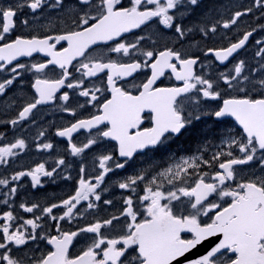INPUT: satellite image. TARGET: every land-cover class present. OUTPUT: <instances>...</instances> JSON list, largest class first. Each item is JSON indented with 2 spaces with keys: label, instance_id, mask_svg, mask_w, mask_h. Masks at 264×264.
<instances>
[{
  "label": "snow or ice",
  "instance_id": "snow-or-ice-1",
  "mask_svg": "<svg viewBox=\"0 0 264 264\" xmlns=\"http://www.w3.org/2000/svg\"><path fill=\"white\" fill-rule=\"evenodd\" d=\"M202 7V0H12L0 4V73L11 66L8 71L12 74L11 78L6 76L0 81V96L25 71L36 74L32 84L36 95L15 118L3 123L15 127L30 120L38 106L57 100L63 102L62 111L75 116V109L68 106L69 93L65 91L57 96L62 88L74 89L75 95L87 98L78 106L92 105L98 114L77 119L57 130L55 135L69 142L72 156L79 157L108 140L116 142L118 156L123 158L121 162L112 154L99 155L96 158L99 171L88 179L83 175L85 168L81 167L78 188L60 203L43 208L35 203L31 206L20 203L25 213L40 210L33 219L18 217L12 210L0 214V264H264V39L255 41L259 46L255 52L256 66L249 67L244 60H239L228 71H220L215 80L196 73L198 57L167 46L161 50H144L140 43L144 36L127 43L120 40L126 33L142 26L151 27L153 23L172 30L177 40L182 41L194 32L208 38L217 34L218 28L239 29L245 17L264 19V0H251L248 5L231 11L227 19L221 16L212 23L213 18L205 13L207 23L187 25V17ZM25 10L34 20L46 11L55 10V19L67 27L55 35L13 37L18 23L29 25L27 18L21 19L18 15ZM258 30L264 31V23L244 29L227 46L208 48L204 54L227 65L246 48ZM149 39L156 43L152 37ZM112 41L116 43L106 49L94 47ZM34 53L49 59L30 65L14 63ZM108 53L129 59L106 60ZM50 65L61 70L59 78H47ZM70 69L79 73L75 81ZM144 69H150V76L144 82L118 85V81ZM167 71L182 81L183 86H157ZM100 73L107 74L106 88L85 86L84 78L97 77ZM129 88L136 89V94ZM105 91L111 96L101 99ZM202 101H221V104L209 109ZM145 113L149 116L145 117ZM205 116L218 121L231 117L242 129V134H228L229 138L224 141L227 151L216 152L211 159L192 156L162 169L154 165L145 168L117 183L119 189L131 193L123 199L124 208L119 215L96 220L74 231L61 227V221L82 219L84 212L99 207L102 193L107 191L106 186H101L109 173L134 162L137 153L164 148L172 137L182 135ZM146 118L152 126L141 128ZM82 129L98 131L77 145L72 142L73 134ZM44 134L39 133L41 137ZM26 147L22 138L0 147V167L7 168ZM38 147L52 150L53 144L46 142ZM56 164L65 165V159L59 158ZM243 165L252 166L246 178L238 175L237 166ZM56 171V167L48 170L40 163L30 171L0 178V186L7 190L0 203L9 209L13 206L10 201L17 187L10 186L12 182L30 176L36 187L41 185V176L53 177ZM138 189L143 194L138 195ZM82 202L87 203L80 211L78 205ZM112 203V199H103L104 205ZM56 208L63 209L62 214H54ZM45 216L56 222L53 235L37 231L42 228L39 221ZM102 229L115 234H105ZM81 234H92L86 235L90 242L79 254L72 255L73 242ZM32 241H45L51 247L37 254L38 244L35 249L25 247ZM202 247L207 250L198 255Z\"/></svg>",
  "mask_w": 264,
  "mask_h": 264
},
{
  "label": "flooded vegetation",
  "instance_id": "flooded-vegetation-1",
  "mask_svg": "<svg viewBox=\"0 0 264 264\" xmlns=\"http://www.w3.org/2000/svg\"><path fill=\"white\" fill-rule=\"evenodd\" d=\"M12 0H0V4H7L11 3ZM201 14V9L198 11L192 13L187 19L185 20V23L189 26L193 25V19L195 17H199ZM21 19L27 18L29 20V25L24 26L22 24L18 23L17 30L13 33V37L16 35L23 36L25 38H30L31 36L37 35V36H45V35H55L58 34V31L60 29L66 28V25L60 24L56 19V11L55 10H49L44 12L43 16L36 18L35 20L32 18L30 14L27 13V10H25L24 13L18 14ZM195 16V17H194ZM160 32H163L164 35L161 36ZM138 36H144L145 39L141 41V46L144 48V50H161L164 47H171L176 45L180 46L182 44L181 41L177 40V34H175L172 30L169 29H163L162 25H156L152 24L151 27L149 26H143L141 29H138L134 31L131 35L126 36L121 40V42H131L135 40ZM149 37H152L156 40V43L153 44ZM12 37H10L11 39ZM193 38V36H189L188 41H190ZM183 41V40H182ZM116 43V41L109 42L108 45H99L94 46L98 49H106L109 46H112ZM59 45L57 48L59 49ZM92 51L91 49L89 50ZM87 55V53H86ZM142 59V57H135ZM83 59V58H81ZM105 59H111V60H117V61H127L128 57H121L119 54L116 53H108L105 56ZM47 58L43 56L41 53H35L32 57H29L28 59H21L19 61H14V63H25L26 65H30L31 63H38V62H45ZM74 64L76 61L73 62ZM11 66H8L10 68ZM8 68H5L4 72L0 73V81H2L6 76L8 78H11V73L8 71ZM60 69L50 65L49 69L46 70L47 78L49 79H57L60 76ZM70 71L73 72L72 79L75 81L77 78H79V73L74 72L72 69ZM34 73L30 71H25L23 75L19 77L17 81L14 82V84L8 89L7 93L4 96H0V136L3 137V141H5V144H10L14 142L17 139H24L26 142V145L30 152H39L41 149L38 147V145H41L42 143H46L49 140V131H52L53 129H57L59 126L70 124L76 119L79 118H89L92 114L95 113L97 110L92 105L85 104V107L80 108L78 105L84 103L87 98L85 97H79L75 95L76 90L74 89H67L62 88V92L57 95L58 97L65 91H67L71 97L69 101V105L71 108L75 109L76 115L73 116L68 112H64L61 110V106L63 105V102L60 100H57L53 104H47V105H41L38 106L36 110H34L33 116L28 121H24L21 124L13 127L10 124H5L3 121L11 120L16 117L18 111L28 102H30L33 97L36 95L34 88L32 87V84L34 83L35 79ZM150 76V69H144L143 71L139 72V74H135V76L130 80H120L118 81V85L122 84L125 86H128L129 81H132L133 83L139 84L141 82H144L148 77ZM106 81H107V74L106 73H100L97 77L93 78H84V84L88 88H92L93 86H99L101 88H106ZM67 83V81H66ZM177 84L174 76L172 74H165V76L157 81V86L160 87H175ZM134 94H136L137 90L134 88H129ZM97 95H100L97 93ZM110 98V92L105 91L104 96H101V99H104V97ZM208 102V101H206ZM12 104L11 107H9V104ZM97 104L99 101L96 102ZM149 115L145 116L148 117ZM77 117V118H76ZM76 118V119H74ZM145 124L141 127H150L151 121L149 118L145 119ZM43 131L45 134L44 136H40L39 133ZM83 133V132H82ZM1 140V139H0ZM185 141H183V138H176V140L170 139L168 143L165 145L162 149L157 150H146L145 153H138L136 157H134V162L130 161L128 165L124 169H116L115 171L109 173L108 176L105 177V184L103 187H107L111 182L118 183L119 181L125 180L128 176L135 175L136 173L144 170L145 168H149L151 166H155V168H164L169 165V160L177 155H181L183 152ZM116 144H111L107 142H102L101 146V153L102 154H110L112 152V155L114 158L119 159L121 162H123V158H119L118 151ZM78 160H81L80 165L81 167H84L85 170L93 177L97 174L99 171L98 169V163H93L87 160L86 155H81L77 157ZM30 162V164H34L33 159L27 158ZM115 177V178H114ZM115 186V185H114ZM142 187V186H141ZM139 194H143L140 189ZM119 199H122V196L124 195V198L131 193L119 189ZM110 195H106L102 193L103 199H106ZM123 198V199H124ZM120 202L123 201V199Z\"/></svg>",
  "mask_w": 264,
  "mask_h": 264
},
{
  "label": "rangeland",
  "instance_id": "rangeland-1",
  "mask_svg": "<svg viewBox=\"0 0 264 264\" xmlns=\"http://www.w3.org/2000/svg\"><path fill=\"white\" fill-rule=\"evenodd\" d=\"M225 12V11H224ZM247 22H244L243 21V24H246ZM257 39H261V37H257L256 38V40ZM256 58L254 57L253 58V60H255ZM240 60V59H239ZM238 60V61H239ZM237 60L233 63V64H235L236 62H238ZM257 63V62H256ZM255 63V64H256ZM248 66L249 67H252V63L250 62V63H248ZM214 107V106H213ZM205 132L206 130H202V132ZM188 135L189 136H191L192 135V132H189L188 133ZM187 139H189L190 137H186ZM219 151H226V150H219ZM218 151V152H219ZM188 157H190V156H188V155H185V157L184 158H188ZM212 170H215V169H212ZM251 167L250 168H248V169H246L245 171H241V172H239L238 173V175H240V176H243V177H247L248 175H250L251 174ZM257 171H259L258 169H257ZM50 195H54V194H51L50 193ZM121 210V206L118 204V203H115L114 201H113V203L108 207V208H106V210L105 211H103L100 215H102V217H104V218H108V217H110L111 215H118V212ZM100 215L99 216H97V220H99V217H100ZM103 230V229H102ZM87 242H90V241H87Z\"/></svg>",
  "mask_w": 264,
  "mask_h": 264
},
{
  "label": "water",
  "instance_id": "water-1",
  "mask_svg": "<svg viewBox=\"0 0 264 264\" xmlns=\"http://www.w3.org/2000/svg\"><path fill=\"white\" fill-rule=\"evenodd\" d=\"M231 118V117H230ZM233 119V118H232ZM234 120V119H233ZM208 244H209V246H211V241L210 242H208ZM207 249H205V248H201V250L199 251V253H198V255H202V254H204V252L206 251ZM193 258H195V257H193Z\"/></svg>",
  "mask_w": 264,
  "mask_h": 264
}]
</instances>
